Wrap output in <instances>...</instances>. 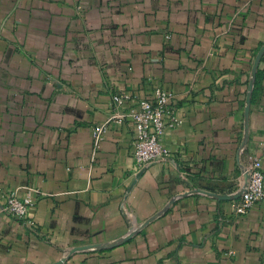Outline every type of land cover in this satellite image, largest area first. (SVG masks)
<instances>
[{
	"label": "crops",
	"instance_id": "obj_1",
	"mask_svg": "<svg viewBox=\"0 0 264 264\" xmlns=\"http://www.w3.org/2000/svg\"><path fill=\"white\" fill-rule=\"evenodd\" d=\"M263 44L264 0H0V264H264V202L232 208L264 146ZM155 85L182 123L139 167L109 103Z\"/></svg>",
	"mask_w": 264,
	"mask_h": 264
},
{
	"label": "built area",
	"instance_id": "obj_2",
	"mask_svg": "<svg viewBox=\"0 0 264 264\" xmlns=\"http://www.w3.org/2000/svg\"><path fill=\"white\" fill-rule=\"evenodd\" d=\"M175 99L176 95L172 90L160 85H155L153 94L147 98H139L128 91H116L112 94L108 122L122 123L127 119L132 121L135 129L133 157L139 167L170 157L171 149L165 144L164 136L182 123ZM107 131L108 123H99L93 127L97 146L105 139ZM247 174L248 179L240 198L232 206L234 214L239 216L248 214L253 206L264 202V146L261 154L252 156ZM36 200L31 194L20 198L15 193H10L6 196L1 211L11 213L26 226L34 227L32 210Z\"/></svg>",
	"mask_w": 264,
	"mask_h": 264
},
{
	"label": "water",
	"instance_id": "obj_3",
	"mask_svg": "<svg viewBox=\"0 0 264 264\" xmlns=\"http://www.w3.org/2000/svg\"><path fill=\"white\" fill-rule=\"evenodd\" d=\"M263 54H264V44L262 45V47L260 48V50H259V52L257 54V58H256V61H255V64H254V71H253V75L254 76H255L256 70L258 68L259 62H260ZM247 179H248V174H247ZM223 198H228V197H223ZM80 248H86V247H80Z\"/></svg>",
	"mask_w": 264,
	"mask_h": 264
}]
</instances>
